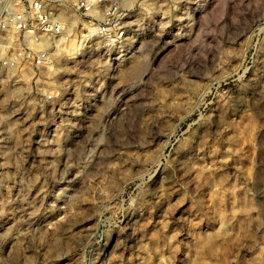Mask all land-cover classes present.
Listing matches in <instances>:
<instances>
[{
  "label": "rangeland",
  "instance_id": "rangeland-1",
  "mask_svg": "<svg viewBox=\"0 0 264 264\" xmlns=\"http://www.w3.org/2000/svg\"><path fill=\"white\" fill-rule=\"evenodd\" d=\"M109 1L121 50L0 73V264H264V0Z\"/></svg>",
  "mask_w": 264,
  "mask_h": 264
},
{
  "label": "built area",
  "instance_id": "built-area-1",
  "mask_svg": "<svg viewBox=\"0 0 264 264\" xmlns=\"http://www.w3.org/2000/svg\"><path fill=\"white\" fill-rule=\"evenodd\" d=\"M124 15L121 6L109 0H77L70 7L61 0H0V73L51 68L56 48L76 55L75 39L80 40V51L81 42L88 50L96 42L103 51L121 50L128 40Z\"/></svg>",
  "mask_w": 264,
  "mask_h": 264
},
{
  "label": "bare ground",
  "instance_id": "bare-ground-1",
  "mask_svg": "<svg viewBox=\"0 0 264 264\" xmlns=\"http://www.w3.org/2000/svg\"><path fill=\"white\" fill-rule=\"evenodd\" d=\"M61 18H64V12H62L61 14ZM82 43V42H81ZM49 45H52L53 46V43L49 42ZM81 47L83 48V43L81 44ZM56 54V53H55Z\"/></svg>",
  "mask_w": 264,
  "mask_h": 264
}]
</instances>
